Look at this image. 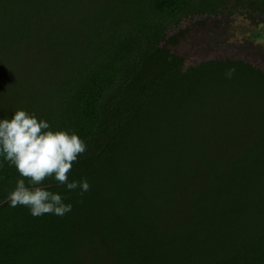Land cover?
I'll list each match as a JSON object with an SVG mask.
<instances>
[{"label":"trees","instance_id":"trees-1","mask_svg":"<svg viewBox=\"0 0 264 264\" xmlns=\"http://www.w3.org/2000/svg\"><path fill=\"white\" fill-rule=\"evenodd\" d=\"M0 2V118L76 132L87 151L69 180L90 184L46 180L72 210L33 217L9 205L4 163L0 264H264V70H184L163 47L185 19H264V0Z\"/></svg>","mask_w":264,"mask_h":264},{"label":"clouds","instance_id":"clouds-1","mask_svg":"<svg viewBox=\"0 0 264 264\" xmlns=\"http://www.w3.org/2000/svg\"><path fill=\"white\" fill-rule=\"evenodd\" d=\"M235 68L225 72L230 79ZM87 151V143L76 132L54 130L50 122L24 109L11 118H0V167L7 163L18 173L7 199L13 208L24 206L33 217L45 214L64 216L72 204L66 195L52 191L44 182L52 179L65 192L79 189L83 195L90 189L87 179L69 180L73 165ZM27 181V183H26Z\"/></svg>","mask_w":264,"mask_h":264},{"label":"rangeland","instance_id":"rangeland-1","mask_svg":"<svg viewBox=\"0 0 264 264\" xmlns=\"http://www.w3.org/2000/svg\"><path fill=\"white\" fill-rule=\"evenodd\" d=\"M166 34L163 47L182 60L184 70L226 58L264 70V19L244 10L185 19Z\"/></svg>","mask_w":264,"mask_h":264}]
</instances>
